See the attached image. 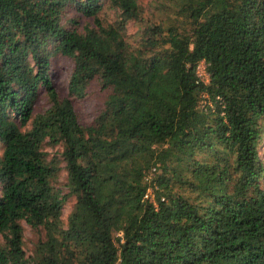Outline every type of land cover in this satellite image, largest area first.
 <instances>
[{"label": "trees", "instance_id": "trees-1", "mask_svg": "<svg viewBox=\"0 0 264 264\" xmlns=\"http://www.w3.org/2000/svg\"><path fill=\"white\" fill-rule=\"evenodd\" d=\"M263 122L264 0H0V264H264Z\"/></svg>", "mask_w": 264, "mask_h": 264}, {"label": "rangeland", "instance_id": "rangeland-1", "mask_svg": "<svg viewBox=\"0 0 264 264\" xmlns=\"http://www.w3.org/2000/svg\"><path fill=\"white\" fill-rule=\"evenodd\" d=\"M140 2L144 5L145 8L148 6H151L153 3V0H140ZM67 10V9H66ZM146 10V9H145ZM65 14H70L67 10ZM113 13L109 12L107 14V17H110ZM90 22L91 19L89 17H82L80 19V25L84 23ZM64 25H68L65 21L63 22ZM90 25V24H88ZM136 24L128 22L127 27L125 30V33H128L127 38H132L130 35L132 32L136 29ZM51 63H50V75L52 79V83L56 89L57 94L62 96H67L73 104V107L75 108L78 116L82 120L83 123L89 122L91 120L92 116L95 113L96 103L99 101L98 95H100L101 91L99 89L98 81L96 79L90 80L85 87V94L83 96H75L70 93H68L67 89V81L68 76L72 68V62L68 57L65 56H57V54H53L50 56ZM202 61H200V64L198 67L201 66ZM199 63V62H198ZM199 69V71H201ZM49 105V101L47 99V95L45 91L43 90V87L41 85L39 86L37 97L34 100L33 103V113L42 111L44 108H46ZM42 149L46 151L48 155H52L56 153V150L59 149L57 145L52 146L48 144L47 142H44L42 144ZM259 157L262 160L264 164V122L261 129V138H260V146H259ZM64 169H61L58 173V177L56 178L54 184L55 186L60 190L61 193H63L66 188L63 186L62 182H64ZM264 176V174H263ZM71 199L68 197L62 202V217L64 218L70 208L71 205ZM22 225V233H23V242L22 246L25 252H29V248L31 246V239L33 237V231L32 229L23 221H21Z\"/></svg>", "mask_w": 264, "mask_h": 264}, {"label": "built area", "instance_id": "built-area-1", "mask_svg": "<svg viewBox=\"0 0 264 264\" xmlns=\"http://www.w3.org/2000/svg\"><path fill=\"white\" fill-rule=\"evenodd\" d=\"M199 64H200V62L197 63L195 66V73L199 79L206 81L207 80V73H206L205 68H204V63H202L201 66L198 67ZM201 68H202V70L199 71V69H201ZM152 171H153V167L148 171L146 177L150 176ZM150 189H151L150 187L146 189V192L144 193L143 197H147V198L152 197V193H151Z\"/></svg>", "mask_w": 264, "mask_h": 264}]
</instances>
